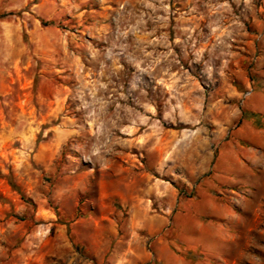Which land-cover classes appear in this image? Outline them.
Returning a JSON list of instances; mask_svg holds the SVG:
<instances>
[{
  "label": "rangeland",
  "instance_id": "1",
  "mask_svg": "<svg viewBox=\"0 0 264 264\" xmlns=\"http://www.w3.org/2000/svg\"><path fill=\"white\" fill-rule=\"evenodd\" d=\"M263 67L264 0H0V264H117L135 239L166 264L171 228L251 199L218 157L264 124ZM249 226L234 254L187 258L264 264Z\"/></svg>",
  "mask_w": 264,
  "mask_h": 264
},
{
  "label": "crops",
  "instance_id": "2",
  "mask_svg": "<svg viewBox=\"0 0 264 264\" xmlns=\"http://www.w3.org/2000/svg\"><path fill=\"white\" fill-rule=\"evenodd\" d=\"M260 78L264 81V67L261 68ZM251 97L252 95L246 102V108L253 115H260L264 120V90L257 91L256 95ZM240 142L245 143L247 147H239L238 143ZM227 145L232 150L229 153L219 154L218 166L221 165L219 167L223 168L222 161L227 160L224 168L227 176L232 177V186L246 185L247 193L249 192L251 199H241L240 209L235 208L236 210L226 204L211 205L209 210L211 215L220 218L224 216V219L220 221L216 219L215 223H211V230L204 227L200 221H194L191 229L192 236L187 239L179 228L183 227V223L176 222L178 218L172 220L171 226L181 223L180 226L171 228V231L176 232L174 234L167 232L168 238L155 247L157 252L161 250L160 255L166 264H197L196 262L200 264V260H193L195 262L191 263V258H187L188 256L195 257L198 247H203V251L211 256L227 257L234 254L236 252L235 249L233 250L234 244L249 232V224L253 218L258 219V228H254V232L264 238V124L255 127L244 122L241 127L233 129ZM259 164L263 165L262 173L260 172L262 178H257L253 172V169ZM136 225L145 229H154L153 223L148 220L141 221ZM203 240H209L208 247L203 243ZM134 241L139 243L136 239L133 240V246L131 247L129 244V248L121 253L117 264H138L146 259L145 250L142 252L141 246L135 247Z\"/></svg>",
  "mask_w": 264,
  "mask_h": 264
},
{
  "label": "built area",
  "instance_id": "3",
  "mask_svg": "<svg viewBox=\"0 0 264 264\" xmlns=\"http://www.w3.org/2000/svg\"><path fill=\"white\" fill-rule=\"evenodd\" d=\"M250 94V90H247L243 93L242 98H246Z\"/></svg>",
  "mask_w": 264,
  "mask_h": 264
}]
</instances>
